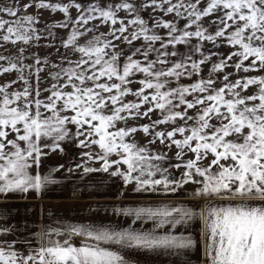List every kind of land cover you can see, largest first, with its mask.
<instances>
[{
	"label": "snow or ice",
	"instance_id": "obj_1",
	"mask_svg": "<svg viewBox=\"0 0 264 264\" xmlns=\"http://www.w3.org/2000/svg\"><path fill=\"white\" fill-rule=\"evenodd\" d=\"M32 7L64 18L40 29ZM56 29L65 30L61 44L77 59L33 53L25 63L26 49L54 42ZM5 44L23 47L0 55V75L17 73L0 85V196H40L59 183L54 173L64 165L47 172L41 165L65 142L85 149L76 164L83 175L118 177L135 194L196 187L189 202L104 208L131 218L127 227L68 225L91 241L80 246L51 240L61 235L52 227L27 254L0 240V264H130L125 249L179 257L197 246L188 231L196 222L204 264H264V0H17L0 6ZM44 72L52 83L42 89ZM137 132L145 144L135 141ZM12 231L0 224V237Z\"/></svg>",
	"mask_w": 264,
	"mask_h": 264
},
{
	"label": "crops",
	"instance_id": "obj_2",
	"mask_svg": "<svg viewBox=\"0 0 264 264\" xmlns=\"http://www.w3.org/2000/svg\"><path fill=\"white\" fill-rule=\"evenodd\" d=\"M62 147L64 152L59 150L50 153L43 159L41 171L47 172L49 168L58 165H64V169L54 173L59 183L50 185L46 191L40 196L30 191L27 194H9L8 196H0V224L13 228L11 233L0 237V240L8 242L16 241L17 246H25L43 242L41 233L48 227L61 229V235L52 233L50 239L53 241H69L71 244L80 246L88 241L87 237L71 235L67 231L68 225H91L96 226L97 221H106V227L119 228L127 227L131 218L124 216H116L111 211H104V208L111 209L112 206H138L152 205L159 206L163 203H178L181 201L189 202L193 200L190 195L195 185H186L184 190L178 194H135L133 186L129 185L123 188L122 181L118 177L107 178L106 173H95L83 175V168L76 169L77 163H83L85 157L81 156V152L85 149L75 147L74 144L65 142ZM94 153L99 152L98 147L92 146ZM47 151V150H46ZM175 149L168 152L169 156H173ZM112 159H116L113 155ZM92 167L99 168L100 162H90ZM123 168L124 166L121 165ZM72 168L74 171L68 172L66 169ZM115 168L112 169L114 171ZM103 182L100 183L101 179ZM123 190L124 194H117ZM201 208L205 206V202L196 200ZM187 206H192L188 204ZM199 211V209H195ZM103 226V225H102ZM152 222L144 225L151 228ZM138 230L141 225L137 222L134 225ZM182 229H177L180 231ZM159 231V230H158ZM188 231L197 240V246L187 250L184 255L179 257L169 255L167 252H148L143 250H123L129 261L135 260L131 254H138L143 259L161 261L164 264H204V256L200 245V223H194ZM47 239V238H45ZM117 247V246H112ZM147 261H141L140 264Z\"/></svg>",
	"mask_w": 264,
	"mask_h": 264
},
{
	"label": "rangeland",
	"instance_id": "obj_3",
	"mask_svg": "<svg viewBox=\"0 0 264 264\" xmlns=\"http://www.w3.org/2000/svg\"><path fill=\"white\" fill-rule=\"evenodd\" d=\"M16 2H17V0H0V6H2V5H12V4L16 3ZM29 2H30V0H18V3L20 5H23V4H26V3H29ZM52 2L55 3V2H58V0H52ZM102 2H103V0H102ZM28 13L32 14V15L39 16L40 23L37 25V27L40 28V29H43L45 27L46 23H51V22H54V21H61L64 18L63 13L57 12V13L53 14V13H51L48 10H41V9H37L35 7L29 8L28 9ZM72 15H73V17H75V15H76V10L75 9H72ZM121 15H124V14L121 13ZM5 18H8V17H5ZM145 18H147V17H145ZM168 18L171 19V17H168ZM99 31L107 33L108 32V28L106 26H102L101 25V26H99ZM55 32H56V37H55V41L54 42L52 41V38H46V39H42L39 42V46H33V47H30V48L26 49L24 55L26 57H28V58L25 60V63H27V64H32L33 63V59H32V54L33 53L38 54L42 58L43 57H47L49 59V61H51V62L61 61L64 57H67V58L73 59V60L77 59L78 54L74 53L70 49L63 48V46L61 44L62 38H64L65 35H66L65 30L56 29ZM161 34H163V30H161ZM83 42L84 41L82 40L81 43H83ZM49 43H53L54 46L49 47L48 46ZM136 43L139 44L140 42H136ZM20 47H23V45H17L16 47H13L10 44H5V45H3V47H0V55L14 56V55H16L18 53V49ZM122 47H123V45H122ZM57 49H59V51H57ZM220 51H222L225 55H227V53L229 52V49L227 47H223V48L220 49ZM0 63H3V62H0ZM228 71H232V69L229 68ZM258 74L259 73H256V72L249 73V75H258ZM16 78H17V73H15V72H12V73H9V74L0 75V85H3V84L8 83L10 81H13ZM41 78H42V80L45 81L44 83H42L40 85V87L42 89L44 87H47L50 83H52V81L50 79H48L47 72L41 73ZM184 82L187 83L189 81H184ZM136 86L137 85H133V87H136ZM20 87H22V85L17 83V84H14L12 86V88L9 89V90L11 91L13 89L20 88ZM44 95H47V93H44ZM129 99H131V97H129ZM158 115H159L158 113H153L151 115V118L152 119H156ZM129 123L132 124L133 122L130 121ZM136 123H138V124L149 123V120H148V118H145L143 120L137 121ZM120 126H123V125H120ZM163 127L164 126H161V128H163ZM134 139H135V141L137 143H139L141 145L146 143V137L144 136V134L142 132H137L135 134ZM162 147L163 146H161L158 142L156 144L152 145V148L153 149H157V150L161 149ZM95 148H96V146H95ZM173 149H175V148H173ZM175 174L179 175L178 172L175 173ZM96 226H98V227H106V221H104V223L102 221H97V225ZM15 247H16V249L18 251H21V252L27 254L32 249H35V248L39 247V243H35V244H31V245L25 244V246L24 245L23 246L15 245ZM131 256L135 260L130 261V264H140L141 261H144V260L147 261L146 259H143L138 254H131ZM145 263H148V264H164L161 261H155V260H148Z\"/></svg>",
	"mask_w": 264,
	"mask_h": 264
}]
</instances>
